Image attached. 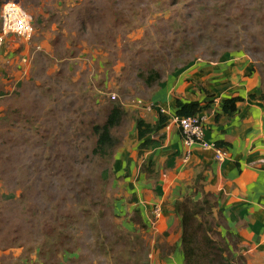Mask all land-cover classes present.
<instances>
[{
    "label": "rangeland",
    "instance_id": "1",
    "mask_svg": "<svg viewBox=\"0 0 264 264\" xmlns=\"http://www.w3.org/2000/svg\"><path fill=\"white\" fill-rule=\"evenodd\" d=\"M17 1L34 34L0 44L27 55L0 85V264H157L155 237L111 215L114 160L93 151V126L114 103H146L150 71L197 59L245 55L264 101V0Z\"/></svg>",
    "mask_w": 264,
    "mask_h": 264
},
{
    "label": "crops",
    "instance_id": "2",
    "mask_svg": "<svg viewBox=\"0 0 264 264\" xmlns=\"http://www.w3.org/2000/svg\"><path fill=\"white\" fill-rule=\"evenodd\" d=\"M15 37L10 33L5 40ZM3 48L7 51L0 47V75L6 78L0 85L12 80L17 84L23 78L27 55L21 53V63L15 48L6 44ZM257 75L243 54L217 61L197 59L166 74L148 98L142 99L163 108L168 117L163 128L148 136L153 140L150 148L139 154L136 120L127 129L128 135L120 138L113 153V209L129 231L136 229L155 237L157 264H184L174 204L185 196L198 201L206 195L214 202L218 230L233 254L243 256L246 264H264V102L248 98L252 93L259 95ZM235 96L243 98L237 111L232 116L222 114L221 100ZM176 99L203 106L199 115L205 119V139L227 150L224 160H216L212 150L197 144L190 147L191 154L184 160L187 147L175 122L180 117L175 115ZM123 106L125 112L135 108L131 109L137 111L135 119L151 125L158 120L157 107ZM142 163L152 168L151 176L140 170ZM155 206L160 210L157 218ZM121 215L126 217H118ZM159 237L163 239L159 241Z\"/></svg>",
    "mask_w": 264,
    "mask_h": 264
},
{
    "label": "trees",
    "instance_id": "3",
    "mask_svg": "<svg viewBox=\"0 0 264 264\" xmlns=\"http://www.w3.org/2000/svg\"><path fill=\"white\" fill-rule=\"evenodd\" d=\"M173 3L176 2L173 1ZM162 78L159 72L150 71L145 81L150 87L154 84L158 86ZM248 98L250 100L258 99L263 101L262 93L261 95L252 93ZM242 100L243 98L240 96L221 100L222 114L232 116L237 111V103ZM157 106L154 104V108ZM175 106V115L184 117L199 115L203 109V106L197 101L183 103L176 99ZM124 111L123 105L114 103L109 110L105 122L101 125L93 126V132L97 136L95 147L93 148L95 153L101 156L110 155V159L113 158V153L120 141V138L113 132V129L121 125ZM157 111L158 120L153 125L146 123L143 119H136L135 129L137 138L140 140L138 146L139 154H142L153 144V140L148 136L163 128L168 120V117L160 111L159 107H157ZM216 145L224 148L219 143H216ZM140 170L145 171L147 176H151L153 173L152 168L146 167L145 163H142ZM107 173L108 170H104L102 177H106ZM108 201L111 215L116 217L111 195ZM213 208L214 202L210 199L209 195L198 201L185 196L174 204V211L179 217L181 226L180 245L184 264H246L243 256L235 255L229 249V243L218 230L219 222L214 215Z\"/></svg>",
    "mask_w": 264,
    "mask_h": 264
},
{
    "label": "built area",
    "instance_id": "4",
    "mask_svg": "<svg viewBox=\"0 0 264 264\" xmlns=\"http://www.w3.org/2000/svg\"><path fill=\"white\" fill-rule=\"evenodd\" d=\"M0 44L5 37L12 33L18 37L30 39L34 34V28L31 24V17L21 8L17 0H6L0 11ZM111 98H115V94H111ZM138 104L146 110H152L154 104L142 103L138 100ZM164 112L163 108H159ZM204 117L201 115L180 116L175 118V122L182 135L183 144L187 147L184 155V160H187L191 154L190 147L194 144L199 145L203 149H209L213 152V157L216 160H224L227 156V150L219 147L215 142H210L205 139ZM154 216L157 218L160 215L158 206L153 209ZM154 223V221H152Z\"/></svg>",
    "mask_w": 264,
    "mask_h": 264
}]
</instances>
